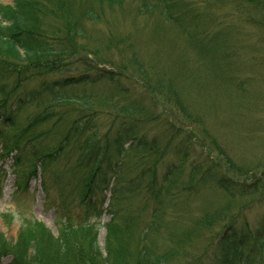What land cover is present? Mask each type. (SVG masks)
I'll list each match as a JSON object with an SVG mask.
<instances>
[{
    "label": "rangeland",
    "instance_id": "374dc122",
    "mask_svg": "<svg viewBox=\"0 0 264 264\" xmlns=\"http://www.w3.org/2000/svg\"><path fill=\"white\" fill-rule=\"evenodd\" d=\"M70 1L76 17H85L87 6L99 15L97 20L84 19V24L80 20L83 27L79 33H63L72 52L66 61L60 60L61 71L33 81H24L25 75L15 71V76L8 74L9 79L2 81L10 85L20 79L23 82L7 104L3 98L8 96L7 90L4 95L0 93V147H7L0 157V264H23V255L15 252L37 230L46 233L36 244L38 253L30 250L27 255L32 264H81L80 249L92 255L93 264L96 258L92 244L98 241L99 247L94 248L103 251L107 239L105 226L117 214L128 218L130 227L125 230V237L119 234L114 238L111 234L108 247L116 254L118 243L122 239L128 242V247L134 250L130 264H136L139 255L150 258L154 264H221L225 255L219 235L221 229H230L233 222L235 229L246 230L244 235L249 234L251 242V234L264 229L261 226L264 223V10L259 9L264 8V0H257L259 5L235 0H223L225 3L185 0L172 13L176 21L162 12V3L155 0ZM0 2L14 4V0ZM186 27L192 28V38L186 33ZM222 31L225 37L220 35ZM47 34L54 35L49 31ZM200 47L208 52L204 57L198 52ZM221 48L235 54L233 62L222 61L224 68H235L244 59L252 69L250 79L257 74L258 79L253 85H247L246 92L228 87L229 84H223L216 77L213 67ZM141 69L149 72L151 84L141 77ZM79 73L114 75L120 86L115 83L117 79L96 80L63 93V96L86 98L91 109L59 104L50 93L28 105L20 106L17 101L27 92L40 89L44 78L49 83L64 75ZM171 79L184 102L201 113L197 114L201 118L198 124L175 103L159 95L162 83ZM126 88L129 94L120 92ZM140 108L147 113L139 112ZM51 112L71 118L81 115V129L67 139V124L53 126L51 123L57 122L54 118L49 124L22 132L36 116ZM8 116L12 118L11 128L7 127L11 124L6 121ZM141 119L146 122H137ZM170 121L176 122L174 125L179 128L184 125V134L194 138L193 143L198 147L202 143L201 130H207L208 139L217 140L237 164L246 166V174L231 172L233 165L227 170L236 183L245 185L246 192L242 190L236 200L227 199L209 186L192 194H178L188 180L190 165L197 161L191 158L183 162V173L170 188L172 199L161 200L157 205L164 210L154 213V196L148 188L150 176L144 173L139 178L138 175L147 166L146 172L148 164L155 162L154 155L159 156L161 150L165 156L157 164V177L161 178L160 174H165L168 167L179 164L181 158L173 152V147L184 134L180 135L175 126L167 125ZM126 123L136 125L134 132L139 137L146 136L149 142L156 139L159 150L153 154L137 153L135 157L125 152L119 155L121 141L116 137ZM166 126L179 134L171 144L167 143L171 134L165 130ZM128 141L125 139V147L131 145ZM96 147L100 150L94 155L96 161L108 160L101 171L106 181L96 185L85 197L84 179L91 169L87 158ZM199 150L202 154L196 153V156L200 157L211 151L216 153L208 148ZM34 169L36 173L31 175ZM117 179L121 183L117 184ZM206 214L218 217L207 224L201 223ZM80 225L91 229L83 233L76 229ZM262 235L254 247L255 264H264ZM9 246L12 252L6 249ZM107 260L111 261L109 264H117L116 257L109 256ZM94 264H104V259ZM236 264H240V259Z\"/></svg>",
    "mask_w": 264,
    "mask_h": 264
},
{
    "label": "trees",
    "instance_id": "16d2710c",
    "mask_svg": "<svg viewBox=\"0 0 264 264\" xmlns=\"http://www.w3.org/2000/svg\"><path fill=\"white\" fill-rule=\"evenodd\" d=\"M52 1L53 0H14L13 5H5L0 2V93L4 95V91L7 90L8 96H3L5 104H7V102L11 98L15 97L16 93L20 90V86L23 82L22 79H20V81L16 82L14 85L3 83L4 81L9 79L8 74L13 77L16 75L15 71H17L19 74L23 73V75H25L23 76L24 81H33L34 78L37 79V77H42V75H48L54 72L61 71L60 68H58V65L63 61L62 59L66 61L67 55L72 52V50L64 41L65 38L63 37V33H65V35H68L70 33L72 35L77 34L79 33V29L83 27L82 24H84V19L87 21L91 19H98L99 14L92 9L93 7L87 6V15L85 17L79 15L78 17L80 18L78 19L73 8V3L70 0H54L53 2ZM157 1L159 3H162V12L167 15L169 19L176 21L177 19L173 17L174 15L172 13L173 11L176 12V10L181 7V3H183L185 0H155V2ZM220 1L222 3H225L223 0ZM235 1L237 3L242 4H244L245 1L247 3L255 2L257 5H259L260 3L256 2L257 0ZM259 7L260 6H258V8ZM259 9L261 11L264 10V8ZM47 19L51 20V22L49 21L47 24L45 22H42L46 21ZM55 22H58V24L54 25ZM62 22H64V24H62ZM76 24L79 25L78 28H76ZM48 31L49 33L54 35L49 36L47 34ZM185 31L187 34L190 35V37L191 34L194 33L192 28L189 27H186ZM220 35L225 37L226 33L222 31ZM197 49L201 57H204L208 54L207 50L203 47ZM234 56L235 54H232L225 48L219 49V52L217 54L218 60L217 62H214L215 66L213 67V70L216 72V77L220 81H222L223 84H229L228 87L232 86L237 91L246 92L249 88L247 87V85H253V82L257 80L258 77L256 74V77H252V79H250V71L252 69L251 67L248 68L247 63L243 62L244 59L241 60V62L239 61L237 63L238 65L235 68H224L222 66L223 60L233 62ZM224 64H226V62ZM13 69L14 72L11 73ZM140 72V75H142L141 77H144L147 83L149 80L151 84V75L149 74V72H145L142 69L140 70ZM107 76L108 75L99 76L96 73H79V75H64L63 78L58 77V80H56L57 78H55L52 82L49 83H47L44 78L40 82V89L36 91L30 90L31 92H27L28 94L23 95V97L20 96L17 101L20 106L28 105L32 104L35 99L40 100L47 93H50L52 96H54L56 102L59 104L63 103V105H76L78 107H82V109L85 107L91 109V106L87 105L86 103L88 102L86 98H77L75 96H63V93H65V91H67L69 88H73L83 84H93V82H95L96 80H98V82H105L106 80L112 82L117 79L114 77V75L108 77ZM115 83L117 84V87L120 86L118 79ZM120 92L129 94L128 88L122 90L120 89ZM159 95L166 98L171 103H175V106L180 108L181 111L188 113V117L192 116L194 122H196L197 124L201 121V118L198 116L201 115V113H198L193 105L186 104L184 102L179 91L175 88V86H173L172 79L165 80L164 84L162 83L161 92H159ZM142 108H140V110H137H139V112L147 113L146 109L143 110ZM128 111H130V109H128ZM9 116L7 117L8 119L6 121L11 122L10 119L12 118H9ZM54 118L57 122L51 123V125L53 126H55L57 123L67 124V139H69V137L71 136H75L77 131L81 129L79 124L82 119L81 115L79 116L78 114L76 117L71 118L69 115L66 114H62L59 112H51L39 114L38 116H36L31 122L29 121L26 124L22 132L30 131L32 128L38 127L43 124H49ZM155 119L156 116L153 118V120ZM137 122L143 123L146 121L144 119H141ZM127 123L123 124V130H120L118 133L119 136L116 137L117 141H121L118 146L119 155L120 152H125L126 154L135 157L137 153L142 154L146 152L153 154V152L159 150L158 142L156 139H154L152 142H149L146 136L141 135L139 137L136 132H134L137 130L136 125L132 126V124L130 126H127ZM169 123H167V125L175 126L174 124L176 122L170 121ZM181 126L183 127L184 125ZM7 127H13V123L11 122V124H7ZM175 127L178 128L180 135L184 134L182 127L179 128V125ZM165 130L171 134V137L167 142L168 144H171L173 137H177L179 134L177 132L172 131V129L168 126L165 127ZM207 133V130H201L202 143H199V147L196 142L193 143L194 138L185 134L181 136V138L179 139V143H177L173 147V152H175V154L181 158L180 162L179 164H174L173 166H170V168L168 167L165 174H160L162 176L161 178L157 177L156 170L157 164L161 161L162 157L165 156L164 150L160 151L161 154H159V156L154 155L155 162L152 164H148V169L146 170V172L145 169L147 166L145 168H141V173L138 175L139 178H141L144 173H147L150 176L148 188L152 196H154V213H159V211L164 210V208L159 207L157 205L161 202V200H163L165 197H170V199H172L173 195L170 192V188L173 183L180 179L183 173V169L185 168L183 166V162L187 161L188 159L190 160L191 158L195 160L197 158V161L196 163L194 162L190 165L191 170L188 172V180L186 183L182 184V187L178 194L184 192L192 194L201 187L209 186L222 192L227 197V199L229 198L231 200H236V197H240L242 190L246 192L247 189L245 185L236 183L234 178L227 173V170H230L231 165H233V171L231 172H241L246 174V166H243L242 164H237L234 161L233 157L226 150H224L223 146L217 140L208 139ZM125 139H128L131 142V145L129 147H125L124 145ZM14 141L17 142V137L14 138ZM203 148H208V150L213 149L216 151V153L214 151H211L209 152V155H203L204 157L196 156V153H199L200 155L202 154V151H200L199 149ZM6 150V146L0 147V157L2 156V152ZM99 152L100 150L96 147V149L89 152L90 157L87 158V160H89V163H91V165L89 164L91 169L90 171L88 170V175L85 176L84 179L83 189L85 190V197L87 196V193L91 191V189L95 188L96 185L103 184V181H106L104 179V175L101 174V171L103 164L107 163L108 160H102L99 162L96 161L97 159L94 158V155ZM148 155L149 154H147V156ZM39 161L42 160L39 158ZM20 162L21 161L18 159V163ZM34 173H36L35 169L32 170L30 174L32 175ZM116 183L119 184L121 182L119 181V179H117ZM128 183H132L131 180H129ZM177 203H179V201ZM216 217L218 216H210L209 214H206L200 220V222L207 224L209 221ZM65 226L69 225L65 224ZM261 226L264 228V223ZM128 227H130L128 218L122 216L120 217L118 214L117 216L113 217L112 221L105 226V229H107V239L105 241V247L103 251L100 252L94 248L99 247L98 241L92 244L93 247L91 249L93 250L92 252L94 253V256L96 258L94 262L97 263L98 259L103 258L104 264H109L111 261L107 259L110 256V259L116 257L117 264H130L132 260L130 259L132 257V255L130 256V254H133L134 250L133 248L131 249V247H128V242H125V240L122 239V242L118 243L120 244L118 245L119 248L122 249L118 248L116 250V254H112L110 247H108L110 244L111 234L114 238L119 237V234L125 237L124 233ZM229 228L230 229H227L226 231H224V229H221V233H219V235H221V244L225 253L223 259H221V264H236L237 260L239 259L240 264H255L257 260V255L255 257L253 254V252H255L254 247L258 246V240L260 238H263L262 234L264 233V229L261 231H255L254 234H251V242L249 241V239L251 238L249 237V234L244 235V233L246 232L245 229H235L233 222L232 226ZM76 229H81L82 232L85 233L87 229H91V226L89 227L80 225ZM44 231L45 230H43V233H46ZM34 233L35 235H32L28 240L22 243V245L18 246L17 249L19 251L15 252L18 256L23 255V260H21L22 262H24L23 264L33 263L31 262L32 259L27 255L30 254V250H32L31 252H33L34 254H37L38 249L36 244L40 242L39 240L45 238V235L43 233L38 232V230L34 231ZM249 233L252 232L249 231ZM57 240L60 241L61 244L64 243V240L60 238H57ZM63 246V248H66V244ZM6 249L10 251V246ZM79 257L82 259L81 264H92V255H88L82 249H80L79 251ZM18 258L21 259V257ZM136 264L154 263L153 260H151L150 258L145 259L143 258V255H139Z\"/></svg>",
    "mask_w": 264,
    "mask_h": 264
}]
</instances>
